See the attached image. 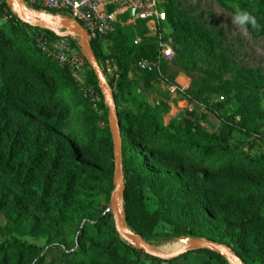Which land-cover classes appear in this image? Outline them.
<instances>
[{
	"label": "trees",
	"instance_id": "obj_1",
	"mask_svg": "<svg viewBox=\"0 0 264 264\" xmlns=\"http://www.w3.org/2000/svg\"><path fill=\"white\" fill-rule=\"evenodd\" d=\"M162 2L170 31L165 41L172 38L177 55L175 76L198 72L190 91L198 86L194 93L199 97H233L242 113L237 124L223 122L213 133L180 114L165 124L168 98L149 101L154 85L164 78L165 63L159 72L136 69L139 62L158 57L155 42L134 44L139 32L147 33L145 23L115 26L106 45L91 40L99 66L111 59L118 69L116 83L109 80L108 85L120 123L125 223L144 241L206 239L230 248L242 264H264V149L259 145H264L259 131L264 117H255L263 121L261 126L246 119L256 95H264V70L233 62L223 35L191 8L175 0ZM216 2L232 14L243 10L255 16L261 27L249 33L264 37V0ZM5 7L2 2L0 264H173L175 260H160L119 240L106 212L114 173L110 131L98 129L92 103L68 69L36 48L27 32L39 29L11 13L7 19ZM45 32L51 41L60 40ZM174 79L169 78L171 85ZM86 82L100 98L98 109L105 117L108 112L91 70ZM118 99L127 101L131 110H121ZM238 135L244 141L258 136L259 141L231 144ZM159 225L166 227V234H153ZM22 237L42 238L45 244L27 243ZM190 254L204 256L202 264H228L206 250L180 259Z\"/></svg>",
	"mask_w": 264,
	"mask_h": 264
},
{
	"label": "rangeland",
	"instance_id": "obj_2",
	"mask_svg": "<svg viewBox=\"0 0 264 264\" xmlns=\"http://www.w3.org/2000/svg\"><path fill=\"white\" fill-rule=\"evenodd\" d=\"M175 1L181 7L186 6L191 8L193 14H195V16L199 18V20L205 23L212 30L219 32L221 35H223L226 46L229 49V53L231 55L233 62L244 67L261 68L264 70V37L263 36H255L250 34L249 32L247 34H244L243 32L238 31L231 24V16L233 14L227 11L226 9L222 8L216 2V0H175ZM5 17L9 19V16H5ZM60 18L64 20H69V18L66 15H55L50 13V14H45L43 16L44 21L52 23L54 26L58 28L61 27L59 23ZM162 25H160L161 28L159 27L160 35L162 37L161 42L170 44L169 42H167V40L170 39L172 41V38H166L165 41L166 35H169L170 32L169 27L165 23H163ZM127 32L132 34L130 30H127ZM35 33L36 32L31 33V31L27 32V34L31 37ZM155 39L156 38L153 34H148V33L143 34L142 32H139L134 42H137L136 45L139 46L142 43L151 40V42L156 43L158 50L159 47L158 40ZM73 42H75L76 47H71V51L69 52V55L74 61H77L76 63L77 65L75 67V72H76L75 80L77 81L78 86L81 87L80 83L86 82V78L90 71V68L87 67L86 61L83 58V54L79 42L75 39ZM176 57H177L176 51H174L173 60L165 63V70L163 75L164 78L162 79L163 81L161 80L163 85L168 87L171 86L170 82L168 81L169 78H174V77L176 78L180 76L187 80V81H183L181 79H178L179 84L184 85L187 82V86L186 89L183 90V92H178L176 94L175 100L186 101L188 105V109L182 110L180 112L174 111L173 112L174 116H177L179 114L183 115L186 118L190 119L199 127L212 133L218 132L221 129L223 122H232V124H237L240 120V114L242 112H241L240 104L236 101V99L233 97H230L228 99L223 96H219L216 94L210 95L208 93H202L201 97L197 96L194 92H196L199 89L198 86H195L193 91H190L189 88L191 82L198 81L200 76L199 73L198 72H192L189 74L179 73L178 76H175L179 70L174 65V61L176 60ZM106 62L107 63L105 62L102 63L100 68L104 73V75L106 74L107 83L109 80H112L114 83H116L117 80L116 74L118 73V69L116 68L115 63L111 59H109ZM200 66L203 68L204 67L203 63H201ZM135 77L136 75L134 76V78ZM158 89L159 88L155 90ZM111 91L113 92V89H111ZM155 93L157 98L164 97V98H168V101H170L169 99L170 97L166 89H162L161 91H156ZM90 103H92V110L99 118V120L96 121L98 129L100 130L108 129L110 131L109 113L106 114V116L104 117L102 112H100L98 109V104H100L101 101L99 102L94 101V103L90 101ZM128 104L129 103L125 100L120 99L118 101V106L121 110H131ZM252 115L253 117H251ZM255 117H259V118L264 117V95L262 93H258L256 95V105L254 106L253 111L250 113L249 118H246V119H250L248 121L249 125L261 126L263 121ZM259 131L262 133V135H264V128H261ZM236 138H234L230 142L235 146L243 145L246 142H253L252 141L253 139L259 141L258 136L253 138L247 137L245 138V141L242 139L243 137L240 135H238V137ZM259 145L262 147V149H264V145L262 144ZM3 223L4 221L0 216V224L3 225ZM127 229L131 231L129 228ZM166 233H167L166 227L164 225H159L153 234H166ZM3 239H4L3 236L0 234V242H2ZM20 239L24 242L35 244L37 246H43L45 244V241L42 238L32 239L28 237H22ZM187 239L188 238H178V239L174 238L164 241L163 237L161 238L155 237L146 242L160 251L170 253L185 247ZM204 259L205 258L202 255L190 254L185 258L180 259L179 257L175 259L173 264H202ZM249 264H254V263H249Z\"/></svg>",
	"mask_w": 264,
	"mask_h": 264
},
{
	"label": "built area",
	"instance_id": "obj_3",
	"mask_svg": "<svg viewBox=\"0 0 264 264\" xmlns=\"http://www.w3.org/2000/svg\"><path fill=\"white\" fill-rule=\"evenodd\" d=\"M21 4L31 13L36 14V9L43 14L66 15L70 20L79 24L89 40L97 39L106 45L107 38L115 31V26L124 28H135L138 22L145 23L148 34L157 36L158 57L156 61H142L136 65L138 71L157 70L159 72L160 63H167L174 58L172 41L161 42L160 25L165 23V13L162 8V0H19ZM6 4L3 14L13 12L5 0H0V4ZM10 17V16H9ZM163 26V25H162ZM157 32V33H156ZM155 33V34H154ZM34 44L46 58H51L60 67L68 69L71 77L76 79L74 61L69 52L71 51L72 38L51 41L44 30H38L32 36ZM136 45L137 42H134ZM107 63V62H106ZM104 74V73H103ZM106 78V74L104 75ZM76 81V80H75ZM163 81V80H162ZM77 82V81H76ZM82 96L89 101H100L96 96L94 88L87 82L80 83ZM186 89L179 84L166 86L169 95V113L164 117L169 120L174 116V111L187 110L188 105L184 100H175L178 92Z\"/></svg>",
	"mask_w": 264,
	"mask_h": 264
},
{
	"label": "water",
	"instance_id": "obj_4",
	"mask_svg": "<svg viewBox=\"0 0 264 264\" xmlns=\"http://www.w3.org/2000/svg\"><path fill=\"white\" fill-rule=\"evenodd\" d=\"M5 2L22 24L34 29L48 31L60 39L72 38L79 42L83 58L96 78L97 87L101 93V96L103 97L104 105L109 113V127L112 138L114 173L112 179L113 190L110 194L109 204L106 212L112 216L114 228L119 240L126 244H130L136 250L163 261L175 260L182 255L191 252L206 250L221 256L227 261L228 264H242L230 248L225 245L208 241L206 239L188 238L185 247L175 252L166 253L156 249L138 235L127 229L128 227L124 220L122 208V194L124 192L125 186L122 171V143L120 136V123L118 120L117 109L114 103L112 91L92 52L88 35L79 24L70 19L64 20L60 18L59 23L61 27L58 28L52 23L43 20V16L45 14L42 12H36V14L31 13L21 4L19 0H5Z\"/></svg>",
	"mask_w": 264,
	"mask_h": 264
},
{
	"label": "clouds",
	"instance_id": "obj_5",
	"mask_svg": "<svg viewBox=\"0 0 264 264\" xmlns=\"http://www.w3.org/2000/svg\"><path fill=\"white\" fill-rule=\"evenodd\" d=\"M231 24L244 34H247L249 29L258 30L261 27L255 16L243 10H237L231 16Z\"/></svg>",
	"mask_w": 264,
	"mask_h": 264
},
{
	"label": "crops",
	"instance_id": "obj_6",
	"mask_svg": "<svg viewBox=\"0 0 264 264\" xmlns=\"http://www.w3.org/2000/svg\"><path fill=\"white\" fill-rule=\"evenodd\" d=\"M178 79H181V80H183V81H187L186 79H184V78L178 76V77H176V78L174 79V83H175V84H179V83H178ZM179 85H181V84H179ZM181 86H183L184 88H186V86H187V82H186V84L181 85ZM157 88H159L160 90H159V89H158V90H155V89H157ZM162 89H166V86L163 85L162 81H160L159 84H155L154 87H153V92H152V94L149 96V101L156 99L157 96H156V93H155V92H156V91H161ZM164 123H165V124L168 123V121H166L165 118H164Z\"/></svg>",
	"mask_w": 264,
	"mask_h": 264
}]
</instances>
